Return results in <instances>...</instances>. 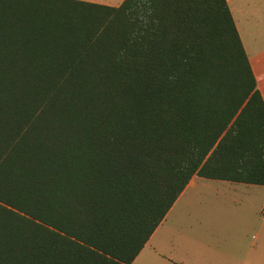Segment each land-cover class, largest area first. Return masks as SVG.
<instances>
[{
	"label": "trees",
	"instance_id": "16d2710c",
	"mask_svg": "<svg viewBox=\"0 0 264 264\" xmlns=\"http://www.w3.org/2000/svg\"><path fill=\"white\" fill-rule=\"evenodd\" d=\"M193 175L264 185L226 0H0V264H129Z\"/></svg>",
	"mask_w": 264,
	"mask_h": 264
},
{
	"label": "crops",
	"instance_id": "0c3cea01",
	"mask_svg": "<svg viewBox=\"0 0 264 264\" xmlns=\"http://www.w3.org/2000/svg\"><path fill=\"white\" fill-rule=\"evenodd\" d=\"M226 2L234 21L232 6L235 5V1L226 0ZM234 24L242 43V34L240 35L242 29L238 30L235 21ZM260 61H263V57ZM251 69L264 102V81L258 82V77L262 78V70L259 66L255 70L252 65ZM224 181L229 180L191 176L129 264H136L134 261L139 253H142L141 264H229L230 259H237L238 264H264V218L260 214L264 203L256 199V195L260 194L262 188L256 183L231 181V184L226 185H228L227 188L232 187V191L238 192V196H234L222 190ZM212 195L225 197L224 203L213 204V207L207 205L205 202ZM196 201L205 204V207H197L194 203ZM175 207L179 213L185 210L193 212L194 221L183 220L179 213L167 221L168 215ZM206 208L211 216L222 218L225 224L229 222L226 219L237 217L240 221L238 232L253 230L250 240L248 241L247 237V241H242L244 243L233 251L222 244L220 235L217 242L210 241L208 235H214V226L209 224L210 228H206L205 224L197 220V217L201 216L199 214L207 210ZM217 256L226 258L227 261L213 263L214 257Z\"/></svg>",
	"mask_w": 264,
	"mask_h": 264
},
{
	"label": "rangeland",
	"instance_id": "374dc122",
	"mask_svg": "<svg viewBox=\"0 0 264 264\" xmlns=\"http://www.w3.org/2000/svg\"><path fill=\"white\" fill-rule=\"evenodd\" d=\"M95 2L107 3L111 5H117L121 0H93ZM235 5L232 6L234 21L239 28H241V39L243 43V47L247 58L249 60L250 66L252 65L256 70V67L262 70V78L258 77L259 81H264V0H234ZM238 5V6H237ZM240 7V8H239ZM237 8V10H236ZM239 9V11H238ZM263 57V61H260V58ZM257 86V84H256ZM225 185H222V190L225 193H230L231 195L238 196V192L232 191V187L227 188L228 185L231 184V181H224ZM231 186V185H229ZM262 188V191L259 195H256V199H260L261 203H264V185H259ZM225 197H220L218 195H212L208 197L206 200V204L212 206L213 204H221L224 203ZM197 207H205V204H200L201 202H194ZM209 206V207H210ZM208 207V208H209ZM213 207V206H212ZM264 206L261 207V210ZM207 209V208H206ZM179 211L175 207L173 211L168 215L167 221L170 220L175 214H178ZM210 212L205 210L203 213L199 214L201 216L197 217L199 222H202L206 225V228H210L209 224H212L214 227V235H208V239L210 241L217 242L218 236L221 237L222 244L228 246L231 251L237 250L238 246L241 245L242 241L250 240L251 234H253V230H240L238 232V226L240 221L237 217H233L227 224L222 220V218H215L209 214ZM178 215H182L183 220L188 222L194 221L193 212L190 213L189 210H185ZM225 219V218H224ZM242 231V232H241ZM218 261L226 262V258H221L220 256L214 257L213 263H219ZM142 262V253H139L138 257H136L134 263L141 264ZM229 264H238V260H229ZM205 264V263H204Z\"/></svg>",
	"mask_w": 264,
	"mask_h": 264
},
{
	"label": "built area",
	"instance_id": "2783aa9c",
	"mask_svg": "<svg viewBox=\"0 0 264 264\" xmlns=\"http://www.w3.org/2000/svg\"><path fill=\"white\" fill-rule=\"evenodd\" d=\"M261 217L264 218V208L260 211Z\"/></svg>",
	"mask_w": 264,
	"mask_h": 264
}]
</instances>
